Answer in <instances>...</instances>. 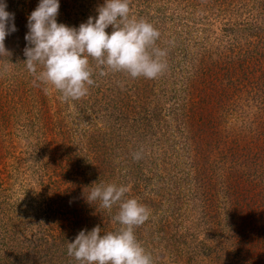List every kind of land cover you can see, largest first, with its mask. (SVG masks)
<instances>
[{
	"label": "rangeland",
	"instance_id": "374dc122",
	"mask_svg": "<svg viewBox=\"0 0 264 264\" xmlns=\"http://www.w3.org/2000/svg\"><path fill=\"white\" fill-rule=\"evenodd\" d=\"M6 2L0 264H78L80 230L120 228L118 206L85 198L108 184L150 210L135 234L154 264H264V0H130L160 31L166 71L101 76L89 58L95 85L67 101L24 64L39 0ZM103 3L60 0L57 21L78 28Z\"/></svg>",
	"mask_w": 264,
	"mask_h": 264
},
{
	"label": "clouds",
	"instance_id": "9594fccd",
	"mask_svg": "<svg viewBox=\"0 0 264 264\" xmlns=\"http://www.w3.org/2000/svg\"><path fill=\"white\" fill-rule=\"evenodd\" d=\"M7 7L6 0H0V57L10 54L5 39L17 31L15 13ZM59 9L60 0H39L28 16L24 64L34 83L50 85L63 100H79L95 85L89 58L101 76L112 72L133 79H156L166 71L167 52L157 46L160 31L132 15L130 0H104L97 15L78 28L58 23ZM110 26L111 34L106 31ZM133 158L139 161L142 152L134 153ZM129 192L128 185L108 184L91 187L84 195L89 204L99 201L109 211L118 206L112 219L120 228L103 234L100 225L80 230L67 247L78 264H154L135 234L148 221L150 210L136 198L127 197Z\"/></svg>",
	"mask_w": 264,
	"mask_h": 264
},
{
	"label": "trees",
	"instance_id": "16d2710c",
	"mask_svg": "<svg viewBox=\"0 0 264 264\" xmlns=\"http://www.w3.org/2000/svg\"><path fill=\"white\" fill-rule=\"evenodd\" d=\"M63 21H65V19L63 18ZM183 130H184V128H183Z\"/></svg>",
	"mask_w": 264,
	"mask_h": 264
}]
</instances>
